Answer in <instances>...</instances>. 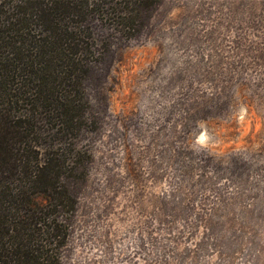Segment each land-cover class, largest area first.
<instances>
[{
    "label": "rangeland",
    "instance_id": "374dc122",
    "mask_svg": "<svg viewBox=\"0 0 264 264\" xmlns=\"http://www.w3.org/2000/svg\"><path fill=\"white\" fill-rule=\"evenodd\" d=\"M105 30L61 264H264V0H161L131 38Z\"/></svg>",
    "mask_w": 264,
    "mask_h": 264
},
{
    "label": "trees",
    "instance_id": "16d2710c",
    "mask_svg": "<svg viewBox=\"0 0 264 264\" xmlns=\"http://www.w3.org/2000/svg\"><path fill=\"white\" fill-rule=\"evenodd\" d=\"M160 2L0 0V264H61L91 163L97 23L131 38Z\"/></svg>",
    "mask_w": 264,
    "mask_h": 264
},
{
    "label": "clouds",
    "instance_id": "9594fccd",
    "mask_svg": "<svg viewBox=\"0 0 264 264\" xmlns=\"http://www.w3.org/2000/svg\"><path fill=\"white\" fill-rule=\"evenodd\" d=\"M199 128L200 131L195 136V139L192 143V148L196 152L210 150L212 147H214L213 143L211 142L212 135L203 123L199 125Z\"/></svg>",
    "mask_w": 264,
    "mask_h": 264
}]
</instances>
